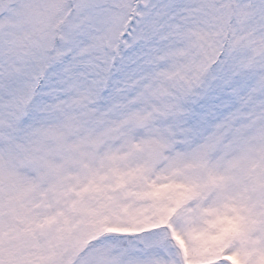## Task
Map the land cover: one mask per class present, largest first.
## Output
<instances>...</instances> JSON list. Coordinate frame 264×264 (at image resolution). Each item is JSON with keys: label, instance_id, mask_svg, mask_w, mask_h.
Instances as JSON below:
<instances>
[{"label": "snow or ice", "instance_id": "6c2138e0", "mask_svg": "<svg viewBox=\"0 0 264 264\" xmlns=\"http://www.w3.org/2000/svg\"><path fill=\"white\" fill-rule=\"evenodd\" d=\"M0 264H264V0H0Z\"/></svg>", "mask_w": 264, "mask_h": 264}]
</instances>
